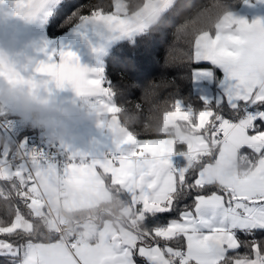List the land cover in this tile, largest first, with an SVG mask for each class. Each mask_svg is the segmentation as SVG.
<instances>
[{"label": "snow or ice", "instance_id": "6c2138e0", "mask_svg": "<svg viewBox=\"0 0 264 264\" xmlns=\"http://www.w3.org/2000/svg\"><path fill=\"white\" fill-rule=\"evenodd\" d=\"M48 3L13 0L26 19ZM174 4L145 0L129 13L117 0L115 12L78 20L130 35L168 23ZM178 31L194 34L189 61L222 69L228 103L193 112L177 101L147 125L157 138L127 128L111 155L62 169L25 144L0 145L3 264H264V20L248 22L217 2ZM35 71L77 95L111 97L101 70L82 67L71 51ZM99 104L119 117L115 104ZM176 154L183 166L173 164Z\"/></svg>", "mask_w": 264, "mask_h": 264}, {"label": "trees", "instance_id": "16d2710c", "mask_svg": "<svg viewBox=\"0 0 264 264\" xmlns=\"http://www.w3.org/2000/svg\"><path fill=\"white\" fill-rule=\"evenodd\" d=\"M129 13L145 0H122ZM261 0H175L168 13L165 25L151 24L145 30L115 43L104 55L102 61V81L111 92V99L121 108L120 116L128 117L126 127L137 134L139 139L157 138L154 131H146L147 125L155 120L163 121L165 111H173L177 101H182L184 109L198 112L204 108L222 109L228 103L220 82L224 77L222 69L211 62L189 61L186 53L192 51L194 34L187 36L178 30L188 20L198 18V14L214 3H221L232 13L243 12L249 3ZM96 5H101L97 9ZM115 0H59L46 27L50 39H59L80 21L78 16L91 15L99 10L102 14L115 12ZM123 17V14L121 15ZM207 21L201 19V26ZM214 35V28L212 29ZM198 68L213 72L212 89L220 92L221 101L206 99L195 90L194 71ZM15 116V114H13ZM2 116H9L4 113ZM6 143L0 127V145ZM185 146L177 145L178 149ZM0 184H3L0 181ZM191 203V200L187 201ZM178 217V212L162 217V222ZM243 238V237H242ZM243 251V249H241ZM0 264L3 259L0 258Z\"/></svg>", "mask_w": 264, "mask_h": 264}, {"label": "crops", "instance_id": "0c3cea01", "mask_svg": "<svg viewBox=\"0 0 264 264\" xmlns=\"http://www.w3.org/2000/svg\"><path fill=\"white\" fill-rule=\"evenodd\" d=\"M58 1L49 0V3L40 13L31 19H26L15 13L13 0H0V50H5L11 56L20 59L21 63L18 68L22 74L31 75L36 80L48 82L47 90L41 88V94L49 95L59 103L79 107L82 101L93 103L92 99L98 95H77L68 84L62 88L57 87L49 76L35 71L37 65L41 61L51 62L54 60L59 62L61 52L71 51L82 67L100 69L102 76V61L108 50L118 41L145 30L151 23L143 30L134 31L130 35H121L91 23L83 26L79 23L59 39L54 40L46 35L44 24H47V20L50 19V12L52 8L56 7ZM257 18L264 20V0L259 1L258 8L251 11L248 22ZM88 76L95 78L96 73L90 71ZM3 82V78H0V83ZM221 83L220 88L227 99L225 74ZM105 101L111 103L108 99ZM180 103L183 104L182 101ZM5 106L10 108L13 114L19 116L10 105ZM60 144L65 151L78 159L83 158L85 160L101 158L117 150L116 143L108 130L97 126L93 120L89 119H73L71 121V134L60 139ZM122 147H126V145ZM171 159L173 164H177L178 167L186 163L185 158L179 154L173 155Z\"/></svg>", "mask_w": 264, "mask_h": 264}, {"label": "clouds", "instance_id": "9594fccd", "mask_svg": "<svg viewBox=\"0 0 264 264\" xmlns=\"http://www.w3.org/2000/svg\"><path fill=\"white\" fill-rule=\"evenodd\" d=\"M20 63L19 58L0 50V72L4 74L0 76L4 81L0 83V112L6 110L5 105H10L24 122L44 130L50 140L70 135L71 121L75 118L93 120L97 126L108 130L116 144L124 138L126 115L123 120L120 114L117 118L97 103L86 102L79 107L59 103L55 98L41 94V88L47 90L48 82L22 74L18 68Z\"/></svg>", "mask_w": 264, "mask_h": 264}, {"label": "built area", "instance_id": "2783aa9c", "mask_svg": "<svg viewBox=\"0 0 264 264\" xmlns=\"http://www.w3.org/2000/svg\"><path fill=\"white\" fill-rule=\"evenodd\" d=\"M92 100L93 103H99L101 97L97 96ZM85 103L82 101L81 105H85ZM4 108L6 110L0 112V127L4 132L7 144L12 146L25 144L29 149L43 152L47 162L56 164L60 169L72 159H78L62 148L60 140H50L44 130L32 127L24 122L20 116H14L7 106ZM4 113H8L9 116H2ZM175 166L178 167L177 164Z\"/></svg>", "mask_w": 264, "mask_h": 264}, {"label": "rangeland", "instance_id": "374dc122", "mask_svg": "<svg viewBox=\"0 0 264 264\" xmlns=\"http://www.w3.org/2000/svg\"><path fill=\"white\" fill-rule=\"evenodd\" d=\"M116 2H117V0H115V3ZM120 2L123 3V4H125V2L122 1V0H120ZM247 6L248 7L243 12L233 13V14L235 16H237V17H241V18H244L247 21H249L250 16H251V11L257 9L258 8V4L254 5V3L251 2ZM55 8L56 7L52 8V10L50 12V17L53 15ZM44 25H45L44 26V31L46 32L47 24H44ZM46 35H47V33H46ZM200 69H205V68H198V69H196L194 71V75H195V80H194V82H195V90L197 92L201 93L206 99H210V98H214L215 97L216 100H220L221 101V94H220V92L217 94V91L214 92V90L212 89V84H211L213 82V72H212V70L209 69L210 72H211L210 75H201L200 74ZM222 80H221V82H222ZM221 82H220V86L222 84ZM99 97H101V100L102 99L103 100L108 99V101H110L112 104H114L113 101H111V99H109L107 97H103V96H99ZM179 102H181V101H179ZM180 104L182 105V107L184 106L182 103H180Z\"/></svg>", "mask_w": 264, "mask_h": 264}]
</instances>
